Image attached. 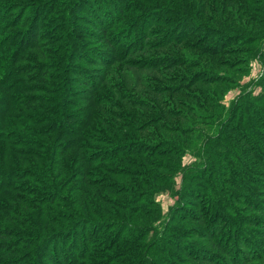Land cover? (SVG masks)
<instances>
[{"label":"rangeland","instance_id":"374dc122","mask_svg":"<svg viewBox=\"0 0 264 264\" xmlns=\"http://www.w3.org/2000/svg\"><path fill=\"white\" fill-rule=\"evenodd\" d=\"M0 264H264V0H0Z\"/></svg>","mask_w":264,"mask_h":264}]
</instances>
